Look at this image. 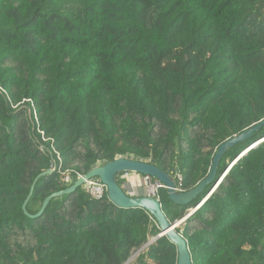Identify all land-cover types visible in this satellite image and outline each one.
<instances>
[{
    "label": "trees",
    "instance_id": "trees-1",
    "mask_svg": "<svg viewBox=\"0 0 264 264\" xmlns=\"http://www.w3.org/2000/svg\"><path fill=\"white\" fill-rule=\"evenodd\" d=\"M263 120L264 0H0V264H125L160 233L145 211L83 187L26 217L52 159L73 181L143 161L188 192L220 145ZM261 137L264 126L228 150L217 176ZM61 178L36 182L29 215L68 188ZM208 189L186 205L157 193L169 223L198 207L176 229L192 264H264V141ZM176 260L162 237L133 264Z\"/></svg>",
    "mask_w": 264,
    "mask_h": 264
},
{
    "label": "water",
    "instance_id": "water-1",
    "mask_svg": "<svg viewBox=\"0 0 264 264\" xmlns=\"http://www.w3.org/2000/svg\"><path fill=\"white\" fill-rule=\"evenodd\" d=\"M263 126L264 120L247 129L240 135L235 136L220 145L212 158L211 167L207 177L202 180L195 188L188 192H176V186L173 179L167 174L161 172L157 167L152 164L143 161H135L133 159L118 158L112 162H108L104 165L94 167L86 175L73 181V183L68 188L53 193L50 196L46 197L41 203L40 209L37 214L29 215L26 211V206L31 198L36 182L42 176L49 175L53 173V171L49 169L41 173L36 177L30 188L29 194L21 207L22 212L28 218H39L42 216L43 212L45 211L46 207L48 206L51 200L74 193L78 188L82 187L86 181L97 178L106 187L107 199L114 206L120 209L138 208L145 211L153 219L154 224L160 233L155 238L148 240V242L143 245V249H146L151 243H153L157 239L165 237L169 243L175 246L177 253L176 264H192L187 242L184 240L181 234L176 232V229L182 225V223L188 216H186L185 219L179 222L169 223L164 213L162 212L160 203L157 199L145 195L142 197L129 196L117 184L118 175L121 173H131L140 176H147L161 183L163 185V188L167 191L170 201L177 205H186L188 203H191L198 194H200L206 187H209L205 195L207 199L210 194L215 190V188L219 185V183L227 174L231 166L236 162V160H238L239 157L243 156L245 153L243 152L242 154H237L234 157L233 161L228 163L226 167L221 171V173L217 176L219 165L224 154L237 144L249 139ZM258 141H264V137L258 138L251 144L247 145L244 150L246 151L249 147H251Z\"/></svg>",
    "mask_w": 264,
    "mask_h": 264
},
{
    "label": "built area",
    "instance_id": "built-area-1",
    "mask_svg": "<svg viewBox=\"0 0 264 264\" xmlns=\"http://www.w3.org/2000/svg\"><path fill=\"white\" fill-rule=\"evenodd\" d=\"M28 118H29V121L31 123L33 132L38 133L40 135L41 141L45 142L46 139L44 138V134L38 128V120H37V116H36V113H35V110H34L32 104H30V107L28 108ZM39 149H43L42 144H40ZM57 159L60 161L58 156H57ZM50 170L53 172H55V171L58 172V174H60V176L62 177L61 178L62 182L65 185H67L68 187L73 183V180L71 179L70 173L69 172H61V167L59 165H57V163L53 159H52V167ZM131 175H132L131 173H123V175L120 177V179L123 182H128ZM80 177H82V176H77V179ZM142 178H143V182L145 184V194L144 195L152 197L154 199H157L158 190L163 188V185L161 183L147 177V176H142ZM176 181H177V183H175V186H176L175 190H176V192L181 193L180 188H181L182 179L178 174H176ZM82 187H83V190L85 191V193L92 200H100L106 194V187L98 179H90V180L86 181ZM196 210H197V207L194 209H190L187 212L186 216L192 215ZM133 263H134V259H132L130 257L125 264H133Z\"/></svg>",
    "mask_w": 264,
    "mask_h": 264
},
{
    "label": "crops",
    "instance_id": "crops-1",
    "mask_svg": "<svg viewBox=\"0 0 264 264\" xmlns=\"http://www.w3.org/2000/svg\"><path fill=\"white\" fill-rule=\"evenodd\" d=\"M122 187L131 197H142L145 194V184L140 175L132 174L129 181L124 182Z\"/></svg>",
    "mask_w": 264,
    "mask_h": 264
},
{
    "label": "rangeland",
    "instance_id": "rangeland-1",
    "mask_svg": "<svg viewBox=\"0 0 264 264\" xmlns=\"http://www.w3.org/2000/svg\"><path fill=\"white\" fill-rule=\"evenodd\" d=\"M145 249H143V246L139 249L136 250L135 252H133V254L131 255V258L134 259V261L137 259V257L144 252Z\"/></svg>",
    "mask_w": 264,
    "mask_h": 264
},
{
    "label": "bare ground",
    "instance_id": "bare-ground-1",
    "mask_svg": "<svg viewBox=\"0 0 264 264\" xmlns=\"http://www.w3.org/2000/svg\"><path fill=\"white\" fill-rule=\"evenodd\" d=\"M261 142H262V141H258V142H256L254 145H252L251 147H249L246 151L251 150L253 147H256V146L259 145ZM246 151H245V153H246Z\"/></svg>",
    "mask_w": 264,
    "mask_h": 264
},
{
    "label": "clouds",
    "instance_id": "clouds-1",
    "mask_svg": "<svg viewBox=\"0 0 264 264\" xmlns=\"http://www.w3.org/2000/svg\"><path fill=\"white\" fill-rule=\"evenodd\" d=\"M247 152V151H246ZM245 153V152H244ZM198 208V207H197ZM189 217V216H188Z\"/></svg>",
    "mask_w": 264,
    "mask_h": 264
}]
</instances>
